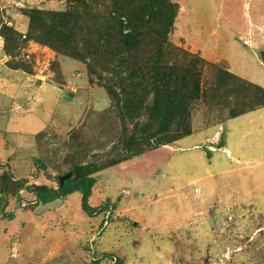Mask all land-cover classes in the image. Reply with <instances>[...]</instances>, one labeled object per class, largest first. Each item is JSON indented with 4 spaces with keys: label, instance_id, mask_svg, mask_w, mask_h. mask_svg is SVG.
<instances>
[{
    "label": "rangeland",
    "instance_id": "rangeland-1",
    "mask_svg": "<svg viewBox=\"0 0 264 264\" xmlns=\"http://www.w3.org/2000/svg\"><path fill=\"white\" fill-rule=\"evenodd\" d=\"M170 1L168 41L217 67L203 70L191 133L149 147L146 117L123 118L106 88L123 69L103 49L106 22L84 20L112 0H0V264H264V0ZM28 9L69 54L28 37ZM82 175L109 213L87 216L80 193L35 212L32 185Z\"/></svg>",
    "mask_w": 264,
    "mask_h": 264
},
{
    "label": "trees",
    "instance_id": "trees-1",
    "mask_svg": "<svg viewBox=\"0 0 264 264\" xmlns=\"http://www.w3.org/2000/svg\"><path fill=\"white\" fill-rule=\"evenodd\" d=\"M112 5L114 12L108 13V16L95 13L93 6L88 5L84 20L90 23L88 30L98 21L106 22V34L103 32L102 35L107 45H103V49L111 46V50L105 53L110 55L109 60L117 61L119 68L123 67L116 88L106 85L114 108L123 112V118L125 116L127 120H134L142 114L146 117L148 123L141 130L139 140L151 141L149 147L168 144L184 134H190V104L209 95L202 87L203 70L217 66L168 41L180 9L176 3L170 0H112ZM24 13L31 20L29 38L54 45L69 54L59 47L58 41L63 38L55 37L57 39L54 40L37 33L36 29L42 31L46 28L45 18L38 17L44 16L40 10L28 9ZM60 17L61 23L68 26L72 21L70 19L76 16ZM65 37L62 42H73L70 36ZM139 143L135 142L137 145L132 150V146L129 148L132 155L142 153ZM36 165L39 170L46 169L41 159L36 160ZM56 179L58 189L47 188L41 196L44 203L53 201L55 192L58 193L56 198L63 199L80 193L81 208L87 216L95 218L111 211L110 200L100 206H92L90 200L96 182L93 177L82 175L78 179L69 178L63 185L60 177ZM7 218L12 220L14 215L10 214ZM104 257L114 259L115 264H123V260L113 254H105ZM93 264H99V260H94Z\"/></svg>",
    "mask_w": 264,
    "mask_h": 264
},
{
    "label": "water",
    "instance_id": "water-1",
    "mask_svg": "<svg viewBox=\"0 0 264 264\" xmlns=\"http://www.w3.org/2000/svg\"><path fill=\"white\" fill-rule=\"evenodd\" d=\"M69 179L68 176H65V177H62L60 180H61V184L63 185L64 182ZM31 189L36 191L37 194L39 196H42L43 193H45L47 191V188L46 187H38L36 185H32L31 186ZM58 196V193L55 192L54 193V197L55 199L53 201H50V202H47V203H44V204H41L37 209H36V213H42V212H46V211H49L51 210L54 206H56L57 204H59L63 198H56Z\"/></svg>",
    "mask_w": 264,
    "mask_h": 264
}]
</instances>
